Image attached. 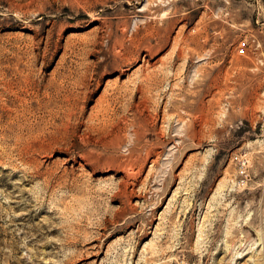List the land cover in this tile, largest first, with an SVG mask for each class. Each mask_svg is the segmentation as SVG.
I'll list each match as a JSON object with an SVG mask.
<instances>
[{
  "label": "rangeland",
  "instance_id": "rangeland-1",
  "mask_svg": "<svg viewBox=\"0 0 264 264\" xmlns=\"http://www.w3.org/2000/svg\"><path fill=\"white\" fill-rule=\"evenodd\" d=\"M0 264H264V0H0Z\"/></svg>",
  "mask_w": 264,
  "mask_h": 264
},
{
  "label": "built area",
  "instance_id": "built-area-1",
  "mask_svg": "<svg viewBox=\"0 0 264 264\" xmlns=\"http://www.w3.org/2000/svg\"><path fill=\"white\" fill-rule=\"evenodd\" d=\"M244 51H245V41L242 40L238 45L237 52L244 53ZM231 160H233L236 164L239 165V173L244 174V177H245L246 176V163H247L246 154L237 152L231 156Z\"/></svg>",
  "mask_w": 264,
  "mask_h": 264
}]
</instances>
